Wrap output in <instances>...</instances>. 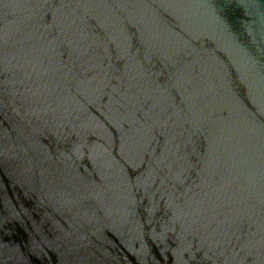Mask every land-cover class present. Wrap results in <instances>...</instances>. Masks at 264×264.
Listing matches in <instances>:
<instances>
[{
	"label": "water",
	"instance_id": "95a60500",
	"mask_svg": "<svg viewBox=\"0 0 264 264\" xmlns=\"http://www.w3.org/2000/svg\"><path fill=\"white\" fill-rule=\"evenodd\" d=\"M0 264H264V0H0Z\"/></svg>",
	"mask_w": 264,
	"mask_h": 264
}]
</instances>
